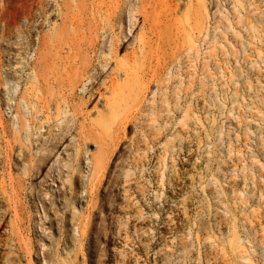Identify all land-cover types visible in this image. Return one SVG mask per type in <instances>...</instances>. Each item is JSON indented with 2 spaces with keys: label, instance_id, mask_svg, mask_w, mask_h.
I'll return each instance as SVG.
<instances>
[{
  "label": "rangeland",
  "instance_id": "374dc122",
  "mask_svg": "<svg viewBox=\"0 0 264 264\" xmlns=\"http://www.w3.org/2000/svg\"><path fill=\"white\" fill-rule=\"evenodd\" d=\"M1 20L0 264H264V0H0Z\"/></svg>",
  "mask_w": 264,
  "mask_h": 264
},
{
  "label": "built area",
  "instance_id": "2783aa9c",
  "mask_svg": "<svg viewBox=\"0 0 264 264\" xmlns=\"http://www.w3.org/2000/svg\"><path fill=\"white\" fill-rule=\"evenodd\" d=\"M23 21L27 23V26L29 27L27 28V35L20 42H18L17 38H14L13 46L14 48H23L25 50L23 57L21 58V64H19L21 66L20 73H23V76H29L30 72H32L33 60L37 46V34L33 24L31 23V20H28L26 17H24ZM0 29L4 30L3 20L0 21ZM13 55H15V53H13ZM13 62L15 61H0V76H12V74L15 72L14 66L18 67V65L16 63L14 64Z\"/></svg>",
  "mask_w": 264,
  "mask_h": 264
},
{
  "label": "bare ground",
  "instance_id": "6f19581e",
  "mask_svg": "<svg viewBox=\"0 0 264 264\" xmlns=\"http://www.w3.org/2000/svg\"><path fill=\"white\" fill-rule=\"evenodd\" d=\"M87 81H88V80H87ZM89 82H90V79H89L88 83H89ZM86 83H87L86 81H85V82H83V84H82V86H81V88H80L81 90L85 88V86H86Z\"/></svg>",
  "mask_w": 264,
  "mask_h": 264
}]
</instances>
